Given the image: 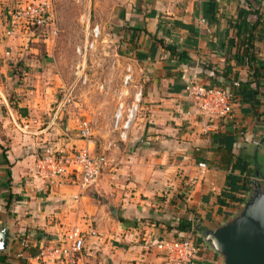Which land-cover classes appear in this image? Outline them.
<instances>
[{"label": "crops", "instance_id": "0c3cea01", "mask_svg": "<svg viewBox=\"0 0 264 264\" xmlns=\"http://www.w3.org/2000/svg\"><path fill=\"white\" fill-rule=\"evenodd\" d=\"M23 1L0 0V221L16 235L0 250L6 264H22L20 254L40 264L22 241L37 247L72 226L83 232L85 264H164L145 240L175 234L169 227L179 219L200 227L230 216L264 162V20L253 30L256 62L241 59L244 23L256 19L253 9L264 13V0H94V16L111 29L140 95L124 99L136 104L126 138L104 141L108 162L86 188L44 183L37 172L42 146L67 150L83 141L76 121L56 132L42 126L51 87L40 94L39 81L17 72L47 64L28 55L37 53L25 40L28 23L12 16ZM190 79L231 88L249 80L256 93H235L232 120L208 126L184 93ZM88 146L95 151L93 141ZM199 227L193 235L204 245ZM204 246L205 259L220 260Z\"/></svg>", "mask_w": 264, "mask_h": 264}, {"label": "rangeland", "instance_id": "374dc122", "mask_svg": "<svg viewBox=\"0 0 264 264\" xmlns=\"http://www.w3.org/2000/svg\"><path fill=\"white\" fill-rule=\"evenodd\" d=\"M26 1L31 0L21 3ZM93 4L94 0H48L50 11L44 25L25 22L29 30L25 38L27 45L37 48V53L27 50L30 52L28 55H41L43 64L48 65H23L19 66L17 72L21 75L24 69L30 73L31 79L39 81L36 87L40 94L48 91V85L51 87L49 114L42 119V126L51 120L49 116L60 103L61 109L48 131L52 129L56 132L70 120L77 124L79 120L90 119L93 129L90 138L94 142L95 152L106 154L102 151L104 141L126 138L120 137L114 115L120 93L124 95L123 100L133 98L135 87L130 78L126 80V76L131 74L127 60L117 54L108 25L98 23ZM95 24L99 25L96 36L91 33ZM91 40L93 46L88 47L87 42ZM43 78L45 81L42 82ZM75 136L80 139L77 134ZM217 264H221V260Z\"/></svg>", "mask_w": 264, "mask_h": 264}, {"label": "built area", "instance_id": "2783aa9c", "mask_svg": "<svg viewBox=\"0 0 264 264\" xmlns=\"http://www.w3.org/2000/svg\"><path fill=\"white\" fill-rule=\"evenodd\" d=\"M48 2L31 0L21 3L17 12H12L15 20L23 19L28 24L44 25L48 18ZM94 36L99 33V25L92 27ZM87 46H93V40L87 42ZM129 70V68H128ZM130 76H126V80ZM238 82L234 81V85ZM186 97L193 101L207 125L214 121L232 120V93L230 86H213L203 84L194 80H187L184 86ZM139 92H135L133 99H139ZM123 93H120V100L115 112V125L120 128V137H126L125 129L129 127L134 116L136 104L126 106L123 100ZM61 109L60 103L56 106L51 120L46 123L50 128L54 123L56 114ZM93 129L90 119L78 121L76 134L83 141L79 146L74 145L71 150L48 147L37 161V172L44 183L71 181L80 188L93 185L106 166L108 160L104 152L90 150L88 144L92 142L90 136ZM204 166L205 163H199ZM23 246L26 241H22ZM147 249L154 248L161 255L164 264H213L205 259V246L196 240L193 232L175 238L156 237L145 240ZM36 254L40 264H85L83 261L84 236L83 232L76 226L66 230L61 236L51 239H44L37 246ZM21 257V254L18 255ZM216 261L214 264H217Z\"/></svg>", "mask_w": 264, "mask_h": 264}, {"label": "water", "instance_id": "95a60500", "mask_svg": "<svg viewBox=\"0 0 264 264\" xmlns=\"http://www.w3.org/2000/svg\"><path fill=\"white\" fill-rule=\"evenodd\" d=\"M198 235L221 264H264V162L258 161L238 208L216 226L201 225ZM15 237L0 221V250H9Z\"/></svg>", "mask_w": 264, "mask_h": 264}, {"label": "trees", "instance_id": "16d2710c", "mask_svg": "<svg viewBox=\"0 0 264 264\" xmlns=\"http://www.w3.org/2000/svg\"><path fill=\"white\" fill-rule=\"evenodd\" d=\"M249 9L252 7L251 4H248ZM254 13L256 15V19L252 23L245 22L244 23V29H246V34L244 35L245 39V46L241 52V59H246L248 64L256 62L255 59V49L253 46V41L255 37L254 29L256 28L257 24L260 23L262 20H264V13L259 12L258 10H254ZM244 12V11H243ZM264 23V21L262 22ZM254 75H256V70L254 71ZM234 81L231 83L232 88H231V93L232 96L235 95L237 92H244L246 90L250 91L249 98L253 99L254 94L256 93V89L252 88L249 85V80L246 82H238L236 85L233 84ZM253 104H257L256 102H253ZM50 145H44L41 148V152L48 148ZM52 147V146H51ZM54 147V146H53ZM9 202V199H8ZM199 225L196 223L195 225H191V222L189 220H178V224L176 226H171L169 227L170 229H175V234L171 236H164V238H175L177 236H183L185 235L184 232L188 233L192 231L193 233L196 232L197 228ZM43 239H48V238H43ZM23 250L28 251L31 255L37 254L38 248L36 246H32L30 243L26 242V244L23 246ZM18 262L25 264L26 261L22 257H17L16 258ZM10 260V256L7 255L6 252L0 251V264H6Z\"/></svg>", "mask_w": 264, "mask_h": 264}]
</instances>
